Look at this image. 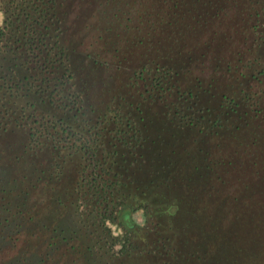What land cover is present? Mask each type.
Masks as SVG:
<instances>
[{"label":"trees","instance_id":"obj_1","mask_svg":"<svg viewBox=\"0 0 264 264\" xmlns=\"http://www.w3.org/2000/svg\"><path fill=\"white\" fill-rule=\"evenodd\" d=\"M186 6L244 27L232 58L134 68L114 50L75 65L59 37L111 23L152 44ZM0 13V264H258L264 0H0ZM111 64L113 97L95 98Z\"/></svg>","mask_w":264,"mask_h":264},{"label":"rangeland","instance_id":"obj_2","mask_svg":"<svg viewBox=\"0 0 264 264\" xmlns=\"http://www.w3.org/2000/svg\"><path fill=\"white\" fill-rule=\"evenodd\" d=\"M1 22L0 13V24ZM102 26L104 27H100V29L94 26L91 29H85L84 23L70 21L68 23L69 30L61 33L60 40L72 52V60L75 65L81 64L85 55L87 59L98 58L102 60L107 58L112 63V61L114 62V50H117L119 59L123 63L128 62L134 68L140 67L144 62L151 59L160 60L163 57L194 61L195 63L210 60L214 64H218L227 57L232 58L234 45L245 34L242 25H226L213 9L202 8L195 11L189 6L177 12L172 20L163 27L152 44H148V41L140 42L139 37L116 36L114 24L107 23ZM52 33L55 34L56 32ZM111 68L109 76V87L111 86V88L107 91L102 87V84L101 86L97 85L98 89L95 88L93 94L95 98L109 99L113 97L110 95L114 94V64H111ZM111 76L113 77L111 78ZM105 79L104 73L99 82L107 81ZM226 92L227 89L225 88L211 89L206 92L203 101L214 109L218 108L222 96ZM106 102L107 100H103V103ZM18 139L21 138L18 137ZM10 198L13 199V197ZM134 217L140 224L145 222L141 210L135 212ZM244 224L242 222L240 231L245 227ZM111 226L114 233L121 232V228L117 225L111 224ZM11 227L14 229L15 225H11ZM257 263L264 264V242Z\"/></svg>","mask_w":264,"mask_h":264}]
</instances>
